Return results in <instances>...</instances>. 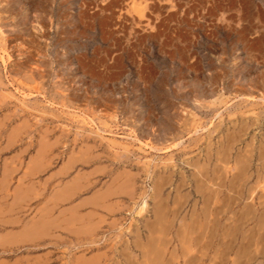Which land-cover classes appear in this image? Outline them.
I'll use <instances>...</instances> for the list:
<instances>
[{
	"label": "rangeland",
	"instance_id": "374dc122",
	"mask_svg": "<svg viewBox=\"0 0 264 264\" xmlns=\"http://www.w3.org/2000/svg\"><path fill=\"white\" fill-rule=\"evenodd\" d=\"M263 188L264 0H0V264H264Z\"/></svg>",
	"mask_w": 264,
	"mask_h": 264
},
{
	"label": "bare ground",
	"instance_id": "6f19581e",
	"mask_svg": "<svg viewBox=\"0 0 264 264\" xmlns=\"http://www.w3.org/2000/svg\"><path fill=\"white\" fill-rule=\"evenodd\" d=\"M115 143V142H114ZM227 147V146H226ZM202 165V164H201ZM225 170V169H224ZM244 172V171H243ZM250 173V172H249ZM201 175V174H200ZM257 175V174H256ZM163 177V176H162ZM205 177V176H204ZM219 178V177H218ZM220 180V179H219ZM210 181H212V180H210ZM223 181V180H222ZM260 182V181H259ZM223 186V185H222ZM257 186V185H256ZM256 186H255V189H256ZM259 186V185H258ZM257 186V187H258ZM241 189V188H240ZM248 189V188H247ZM252 189H254L253 188V185H252ZM264 189V188H263ZM251 190V189H250ZM231 191V190H230ZM233 192V191H232ZM209 194V193H208ZM220 194V193H219ZM238 194V193H237ZM253 194V193H252ZM215 196V195H214ZM241 196V195H240ZM251 196V195H250ZM251 201V200H250ZM253 201H254V199H253ZM262 201V200H261ZM217 202V201H216ZM247 202V201H246ZM251 203V205H250V207H252V202H250ZM261 203V202H260ZM249 204V203H248ZM254 205V204H253ZM205 206V205H204ZM158 208V207H157ZM207 208V207H206ZM215 208V207H214ZM254 207H252V208H250V209H252V210H255V209H253ZM209 209V208H208ZM247 209H249V207L247 208ZM248 211V210H247ZM207 212H208V210H207ZM219 212V211H218ZM191 213V212H190ZM249 213V212H248ZM255 213V212H254ZM246 215V214H245ZM160 216V215H159ZM184 216V215H183ZM244 216V215H243ZM264 216V215H263ZM161 223V222H160ZM181 223V222H180ZM183 225V224H182ZM164 226H165V224H164ZM157 230V229H156ZM185 230V229H184ZM151 231V230H150ZM190 235V234H189ZM139 240V239H138ZM208 241V240H207ZM197 243V242H196ZM183 245V244H182ZM153 247V246H152ZM205 247V246H204ZM244 247V246H243ZM182 248V247H181ZM186 248V247H185ZM189 248V247H188ZM186 255V254H185ZM183 256V255H182ZM162 261V260H161ZM167 261V260H166ZM185 261V260H184ZM211 261V260H210Z\"/></svg>",
	"mask_w": 264,
	"mask_h": 264
}]
</instances>
